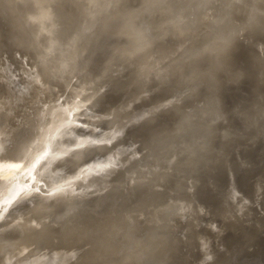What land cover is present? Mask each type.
Returning a JSON list of instances; mask_svg holds the SVG:
<instances>
[{"label":"rangeland","instance_id":"1","mask_svg":"<svg viewBox=\"0 0 264 264\" xmlns=\"http://www.w3.org/2000/svg\"><path fill=\"white\" fill-rule=\"evenodd\" d=\"M12 1H0V7L3 5L7 7L5 4L8 3L10 5L8 7L16 6L13 8L18 9L17 12L19 13L18 15L15 10L13 15H16V18H14L13 15L10 16L13 8L7 7L1 10L3 12L0 11L2 18H0V34L3 30L0 35V52H2L0 54L2 61L0 64V101H2L0 103V138H4L7 144V148L0 151V155H11L14 147L20 145L23 134L28 131L30 125L28 121L30 120L23 113L28 107L33 83L37 90L47 91L48 82V91L54 99L68 100V102L62 103L63 108H65V112H68V117L75 127H78L80 121H85L86 124L111 121L113 114L124 108V97L128 96L130 92L141 91L134 84H127L128 80L139 74L144 75V77L147 76L148 80H153L150 82V87H154L158 75L163 78L166 84L163 90L168 95L163 98L164 100H176L178 103L188 100V102L180 105V108L185 110L182 112L178 110L173 115L167 113L169 108L160 109V107L158 110L148 107L144 112L143 119L138 121L139 124L133 121L125 122L122 127L124 134L117 137L112 146L115 147L117 144L124 146L131 143L133 144L132 147L121 156L120 160H117V167L108 169L104 175L97 174L91 178L104 179L102 183L83 188L82 193L76 192L74 196L66 199L47 196V191H52L54 188L65 184V181L77 183L82 171L78 167V162L71 163V167H66L65 158L62 156L61 160L58 159L44 167V171L31 186L32 190L23 200L24 202H14L0 211V247H2L0 254L3 255L1 257L5 258L4 254H8L10 250L11 253L14 250L17 252L10 253V256H15V260H13L14 257L7 259L9 256L7 255L4 260L9 262L11 258V262L6 261L5 263L4 261V264H13L12 262H15L22 252L24 255H20L18 261L23 263L16 261L19 264H26L27 262V264H34V262L37 264L39 261L37 259H41L38 264L43 262H45L43 264H47L50 261L49 264H264V0H180L181 2L177 0L176 2L181 4L180 7H183L181 9L176 5L177 3L172 4L175 0H168L169 2L163 0L162 3L158 0H144V2L123 0L124 3L127 2L125 3L126 6L124 3V6L121 4L122 0H119L120 2L118 1L115 5L114 1L117 2V0H114L115 4L113 2L110 4L112 7L114 5L115 7H126L127 9L124 8L126 13H128V9H132L126 16L140 6L142 10L137 12L138 15L136 14V16H141L133 18V22L136 21V18L140 20L135 24H131L133 19H128L132 16L123 18L125 17L122 14L125 12V10L122 11L123 7L116 10L110 5H108L110 8L104 6L106 0L104 2H102L103 0H95L99 4L93 0L90 2L93 4L88 3L90 0H57L56 2L55 0H39L42 3H39L38 0ZM45 1L46 3H44ZM111 1L107 0L106 3ZM146 1L150 2V5ZM47 2L48 5H46ZM164 2L175 7L170 6L171 8H169L170 4L167 6ZM102 3L104 4L101 6ZM119 3L121 5H118ZM42 5L50 11L46 19L45 16L43 17L45 21L51 18L49 23L48 21L43 22L41 19L42 16L40 15L45 11ZM98 6L101 9L104 7L103 10L100 9L102 12L108 9L107 12L103 13L104 17L103 14H100L101 11L98 12ZM92 7H96V11ZM144 7L149 10H145ZM161 7L163 8L161 9ZM155 8L160 10H155ZM4 11H6L5 14ZM93 11L94 16L96 15V18L93 16L94 20L97 19V15H100L102 20L100 22L97 20L96 25L94 24L95 21L93 22L94 25L91 23L93 29L91 26H87L91 28L90 31L89 29L86 30L87 27H82L81 30L77 21H84L85 23L87 19L88 21L92 20L93 17L92 19L90 17ZM8 12L10 15L4 16ZM58 12L60 14H55ZM96 12L98 13L95 14ZM62 13L63 16H61ZM87 13L90 14V17ZM155 13L159 14L158 17ZM153 14L156 19L151 16ZM35 15L40 16L41 23H46L44 27ZM34 16L36 22L35 20L32 21ZM66 16L68 17L66 18ZM150 16L153 19L151 22ZM62 20L65 24L62 23ZM21 21L24 22L23 25H21ZM14 22L18 24L13 25ZM1 23H5L3 24L5 26H2ZM125 23L126 25H124ZM141 23H144L145 27H142ZM133 24L137 30L132 27ZM8 25L11 27L8 28ZM65 25L67 26L65 27ZM70 25H76L79 28L74 32L76 27L72 29ZM38 26L40 28H36ZM14 27L18 29L14 30ZM128 27L130 28L128 29ZM44 28L47 29L44 30ZM141 28L144 30L140 33ZM4 29L6 30L4 31ZM35 29H43L42 32L44 31L45 34L46 31V35L42 37L41 30V34L36 30L41 36L39 38ZM18 30H22L23 33ZM28 30V39L29 34L32 35L29 40L25 36ZM47 30L52 33L49 34ZM84 30L87 32H83ZM154 30L156 31L154 32ZM14 31L20 34L16 32L14 35ZM6 32L10 38L5 34ZM73 33L81 37L77 38L78 36ZM61 34H64L62 35L64 40L59 37ZM18 35H24L23 37L27 40H23V37L20 36L22 41L17 39ZM12 37H14L13 40ZM42 38L45 40L41 41ZM69 39L71 40L69 41ZM15 40L22 44L26 40L25 43L30 41L32 44L30 42L27 45L20 44L24 51L18 50L20 47ZM9 41L14 43L11 44ZM40 41L41 44H38ZM46 41H48L46 45L50 43V47L47 45L49 48H46L47 46L44 44ZM3 42L4 44L9 43V45L2 46ZM51 42L59 45L57 44L55 47L56 45ZM28 44H31L29 46H33V48L35 47L37 51L27 47ZM11 45H14L16 49H13L15 47ZM52 46L54 48H51ZM1 47L4 48L1 49ZM26 48H29L28 51L31 50L29 53L32 55L28 53ZM44 49L48 51L53 49L54 53ZM35 53L43 56H37ZM235 59H237L236 62L233 61ZM190 66L196 68H193L192 72L195 71L197 75L200 72L204 73L205 69L210 72L203 74L202 77H200V73V76L196 77L197 79L195 77L193 78L194 81L191 79L194 84L189 80L190 84L185 85V82H182L183 75ZM10 69L16 70L18 73L11 72ZM200 78L204 80L202 81ZM247 80L249 84L246 83ZM37 81L40 83L37 84ZM196 81L200 83H196ZM213 81L215 82L213 83ZM250 82L254 84L252 85ZM222 83L227 85L224 86ZM184 86L187 88H183ZM218 88H221V91ZM206 91L207 93H205ZM208 91L212 93L210 94L213 97L209 96ZM219 91L222 93L221 96L218 94ZM226 96L225 100L222 99ZM140 97L142 96L137 95L131 99L138 101ZM228 97H231L230 104L227 102ZM238 99L240 101L237 102ZM84 100L86 103L82 102ZM202 100L207 106L206 110L204 107H200ZM221 101L224 102L223 107L228 103L230 108L228 106L223 108ZM236 103L237 105H235ZM230 105L235 108L231 109ZM89 107L96 115L82 116L81 112ZM239 109L240 111H238ZM153 111H156L155 114L150 116V112ZM235 111L238 112L237 115ZM187 113L188 117L185 116ZM230 113L231 116L233 114L232 117ZM250 114L254 117L253 119ZM173 116L178 119L179 128H186L184 132L189 128L196 127L197 130L194 132L198 135L197 139L199 140L193 144L181 141L179 152L170 156L165 157L166 154L162 151L155 152L154 155L150 156L152 160L160 156L165 158L152 167L149 163L150 160H148L151 158L146 157L145 154L144 149L147 146L144 140L150 138L152 130L157 127V124L171 121ZM182 116L188 119L184 125L180 124ZM245 116L247 117L245 118ZM234 117H236L235 122ZM58 120H62V117H58ZM221 120L223 121L221 122ZM220 129L226 131L223 130V132ZM66 144L69 145L67 150H71L77 142L65 140L63 145L66 146ZM106 146L110 148L108 143ZM210 148L211 150H209ZM131 158L132 163L129 161ZM157 159L152 163H155ZM58 161H62V163L60 164ZM58 163L59 166L53 165ZM130 163L134 167L130 166ZM128 170L131 171L130 177L135 180L133 184L135 186V183L138 184L137 187L127 189L126 192L115 191L110 188L100 192L99 186L102 184L116 179H122L121 182L127 181L129 176L126 171ZM36 187H41L40 193L33 191ZM6 236L10 239L9 241L6 240L8 239ZM12 241L18 245L14 242L11 243ZM53 241L61 242L57 245ZM5 243L7 244L5 245ZM47 243L48 246L50 243V246L53 244V247L48 248L52 250L56 248L59 251L55 249V253H51V250V256H47L50 249L48 252L46 250V253L43 250V248H47ZM1 244L3 245L1 246ZM8 244L12 245L7 247ZM38 244L43 246L41 256L44 257L40 258L34 255L37 251V253L40 252ZM60 244L61 247H58ZM16 245L21 252H18ZM68 245L71 246L66 247ZM11 246H14L15 249L12 250ZM5 247L8 248V253L7 248L3 249ZM33 247L38 250L36 251ZM65 247L69 251L72 249L71 247H75V251L69 252L67 249L65 250ZM2 249L6 253L4 251L3 253ZM26 254L31 255L33 260L37 259L35 261L29 259V261L28 258L30 257ZM86 256L92 260H88ZM20 258L24 259L21 260ZM0 260L3 264V260Z\"/></svg>","mask_w":264,"mask_h":264},{"label":"bare ground","instance_id":"2","mask_svg":"<svg viewBox=\"0 0 264 264\" xmlns=\"http://www.w3.org/2000/svg\"><path fill=\"white\" fill-rule=\"evenodd\" d=\"M1 1V0H0ZM12 1V0H11ZM22 1V0H21ZM49 1V0H48ZM57 0H55V2H56ZM93 1H95V0H93ZM101 1V0H100ZM107 1V0H106ZM106 1L104 2V0L102 1V2H104L105 3V5L104 6H108V5H110L114 0H112L110 3H106ZM108 1H110V0H108ZM118 1L119 0H117V2L116 1H114L113 3L115 4V5H117V3H118ZM130 1V0H129ZM128 1V2H129ZM141 1H143L144 2V0H136V2H141ZM154 1V0H153ZM161 1V3L163 2V0H158V2H160ZM166 1V0H165ZM168 1V0H167ZM177 0H175V1H173L172 2V4L175 2V4L177 3L176 2ZM180 1V0H179ZM184 1V0H183ZM182 1V2H183ZM189 1V0H188ZM3 2V1H2ZM1 2V5L3 4ZM6 2H8V0H6ZM10 2V1H9ZM13 2V1H12ZM12 2H11V5H12ZM38 2H39V0H38ZM41 2V1H40ZM39 2V3H40ZM87 2V1H86ZM91 2V0L90 1H88V3H90ZM96 2V4H99V2H97V1H95ZM95 2H94V6H95ZM120 2V1H119ZM147 2V1H146ZM152 2V1H151ZM158 2H156V3H158ZM169 2V1H168ZM181 2V1H180ZM14 3H16V1H14ZM13 3V4H14ZM35 4H36V2H34ZM38 3V4H39ZM42 3V2H41ZM44 3H46V1L44 2ZM104 3H102L101 4V6L104 4ZM112 3V4H113ZM123 0H122V5H123ZM125 3H127V2H125ZM125 3H124V5H125ZM148 3V2H147ZM150 3V2H149ZM148 3V4H149ZM165 3V2H164ZM33 4V3H32ZM50 4V3H49ZM90 4H93V2L92 3H90ZM89 4V5H90ZM120 3L118 4V5H121ZM143 4V3H142ZM166 5L167 4H170V3H165ZM164 4V5H165ZM216 4V3H215ZM18 5V4H17ZM46 5H48V2H47V4ZM88 5V4H87ZM115 5L113 6L114 8H116V10H118L117 8H119V7H123V6H119V7H115ZM129 5V4H128ZM150 5V4H149ZM154 5H156L155 3H154ZM159 5V4H158ZM160 5H162V4H160ZM176 5H178L179 7H180V5L181 4H176ZM182 5H183V3H182ZM5 6H10V5H8V3H7V5L5 4ZM39 6H40V4H39ZM43 6V5H42ZM111 6V5H110ZM126 6V5H125ZM152 6H153V4H152ZM151 6V7H152ZM157 6V5H156ZM168 6V5H167ZM170 6H172V7H175V6H173V5H169L168 7L169 8H171ZM7 7H4V5H3V7H0L1 9H0V11L3 9L4 10V8L6 9ZM13 7H16V6H14L13 5ZM13 7H8V8H10V9H12ZM44 8H45V6H43ZM83 7H85V6H83ZM97 7V6H96ZM96 7L94 8V7H92L93 9H95L94 11H96ZM99 7V11L98 12H100L101 10H103L104 9V7L101 9L100 8V6H98ZM109 7V6H108ZM112 7V6H111ZM112 7V8H113ZM129 7V6H128ZM155 7V6H154ZM153 7V8H154ZM177 7V6H176ZM110 8V7H109ZM127 9L126 7H123L122 8V11H124L125 9ZM159 8V7H158ZM158 8H155V10L156 9H158ZM163 7H161V9H162ZM178 8V7H177ZM181 8H183L182 6L179 8V9H181ZM9 9V10H10ZM13 9H14V11H13ZM12 9V13H11V15H10V13L8 12V13H6V15H4L5 14V12L6 11H4V16H7V14L8 15H10L11 17H12V15H13V12H14V14H15V10H16V12H17V10L18 9H15V8H13ZM39 9L41 10V7H39ZM43 9V8H42ZM48 9H50V7H48ZM86 9V8H85ZM85 9H84V11H85ZM101 9V10H100ZM144 9H145V7H144ZM148 9V8H147ZM147 9H145V10H147ZM173 9V8H172ZM8 10V11H9ZM39 10V11H40ZM98 10V9H97ZM108 10V9H107ZM107 10H105L106 12H107ZM129 11H128V13H126L127 11L125 10V12L124 13H122L125 17H123V18H127L128 16H132V18L131 17H129L128 19H133V18H135V17H137L136 16V14H137V12L139 13L142 9L140 8V6H139V8H137V9H135V10H133V12H131V14L130 15H127L126 16V14H129V12L130 11H132V9L130 10V9H128ZM149 10V9H148ZM154 10V12H157V11H155ZM158 10H160V9H158ZM164 10V9H163ZM174 10V9H173ZM178 9H176V11H177ZM11 11V10H10ZM45 11H47V12H45ZM45 11H44V13H47L46 15H42V14H44V13H42L41 14V12H43L42 10H41V12H40V16H42V20H43V17L46 19L47 18V15H48V13L50 12V11H48V10H46V8H45ZM59 11H60V9H59ZM80 11V10H79ZM87 11H88V9H87ZM94 11L92 12V16L90 17L89 15L90 14H88L87 13V15L92 19V17L94 16ZM105 11H101V15L105 12ZM110 11H112V10H110ZM151 12H152V9L150 10ZM181 11V10H180ZM1 12H3V11H1ZM86 12V11H85ZM98 12H96L95 14H97ZM109 12V11H108ZM120 12H121V10H120ZM149 12V11H148ZM159 12V11H158ZM162 12H164V11H162ZM173 12V11H172ZM178 12H179V10H178ZM182 12V11H181ZM18 13V12H17ZM37 13H38V10H37ZM53 13V12H52ZM84 13V12H83ZM90 13V12H89ZM145 13V12H144ZM150 13V12H149ZM169 13V12H168ZM28 14V13H27ZM39 14V13H38ZM50 14V13H49ZM55 14H60L59 12L58 13H55ZM68 14V13H67ZM80 14V13H79ZM85 14V13H84ZM107 14V13H106ZM156 14V13H155ZM165 14H167V13H165ZM1 15V14H0ZM2 15V17L4 18V19H6L4 16ZM18 15H19V13H18ZM25 15V14H24ZM32 16H33V13L31 14ZM73 15V14H72ZM75 15V14H74ZM78 15V14H77ZM86 15V17H88ZM123 15H121V16H123ZM138 15V14H137ZM157 16L156 17H158V15L159 14H156ZM14 16V18H16L15 16L16 15H13ZM28 16V15H27ZM30 16V15H29ZM36 16V15H35ZM35 16H34V18H33V20L32 21H34L35 20ZM40 16H36L37 18H38V20H39V17ZM51 16V15H50ZM57 17L59 16V15H56ZM55 16V17H56ZM61 16H63V13H62V15ZM96 16V15H95ZM94 16V17H95ZM103 17H104V14L102 15ZM109 16V15H108ZM113 16H114V14H113ZM121 16H120V18H121ZM141 16V15H140ZM140 16H138V17H140ZM143 16V15H142ZM152 17L154 16L155 17V15L153 14V15H151ZM151 16H150V18H151ZM162 16V15H161ZM164 16V15H163ZM19 17V16H18ZM53 17V16H52ZM68 16H66V18H67ZM83 17V16H82ZM93 17V19L92 20H89L88 21V19H87V22H85L84 23V21H77L78 23H79V26H81V30H82V27H89V26H91V23H92V25H96V23H97V20H99V22L102 20L101 19V16L100 15H97V19L96 20H94L95 18ZM114 17H116V15L114 16ZM137 17V18H138ZM149 17V16H148ZM153 17V18H154ZM156 17L154 18V19H156ZM205 17V16H204ZM0 18H1V16H0ZM14 18H12V19H14ZM25 18V17H24ZM65 18V19H66ZM77 18V17H76ZM75 18V19H76ZM81 18V17H80ZM79 18V19H80ZM120 18H119V22L121 21L120 20ZM137 18H136V21L135 22H137V21H139L140 19H138L137 20ZM163 18V17H162ZM165 18V17H164ZM2 19V18H1ZM0 19V20H1ZM8 19V18H7ZM20 19V18H19ZM18 19V20H19ZM28 19H30V18H28ZM31 19H32V17H31ZM30 19V20H31ZM40 19V20H41ZM51 18H49V20H50ZM60 19H61V17H60ZM63 19V18H62ZM71 19V18H70ZM83 19H85V18H83ZM104 19V18H103ZM115 19V18H114ZM122 19V18H121ZM25 20H26V18H25ZM39 20V21H40ZM49 20L47 19L46 21H48V23H49ZM109 20V19H108ZM151 20H153L152 18L150 19V22H151ZM168 20V19H167ZM166 20V21H167ZM15 21V20H14ZM16 21H17V19H16ZM39 21H37L38 23H39ZM45 20H43V22H46ZM53 21H55V20H53ZM57 21V20H56ZM63 22L62 23H64V20H62ZM67 21L69 22V20L67 19ZM67 21H65L66 23H67ZM86 21V20H85ZM95 21V22H94ZM126 21H127V19H126ZM134 21V19L132 20V22H131V24L132 23H134L135 24V22H133ZM155 21V20H154ZM159 21V20H158ZM163 21H165V20H163ZM1 22V21H0ZM3 22V21H2ZM6 22V21H5ZM11 22V21H10ZM22 22V24L21 25H23V21H21ZM35 22H36V20H35ZM34 22V23H35ZM42 21H40V23H41ZM58 22V21H57ZM76 22V21H75ZM93 22H94V24H93ZM105 22V21H104ZM111 22V21H110ZM118 22V21H117ZM128 22V21H127ZM146 22H149V21H147L146 20ZM159 22H161V20L159 21ZM7 23V22H6ZM12 23V22H11ZM17 23V22H16ZM15 22L13 23V25L14 24H16ZM30 23H31V21H30ZM72 23H74V22H72ZM128 23H130V22H128ZM139 23V22H138ZM168 23V22H167ZM2 24V23H1ZM3 24H5V23H3ZM2 24V26H5V25H3ZM18 24V23H17ZM42 25H43V27H44V25L46 24V23H41ZM41 24H39V26L42 28V26H41ZM65 24V23H64ZM134 24H133V28L135 29V30H137L136 28H135V26H134ZM142 24V23H141ZM144 24V23H143ZM142 24V27H145L144 25ZM164 24V23H163ZM25 25V24H24ZM30 25V24H29ZM34 25H36V23L34 24ZM53 25V24H52ZM52 25H50V26H52ZM59 25V24H58ZM62 26H63V24H61ZM68 26H69V24H67ZM67 25H65V27L67 26ZM124 25H126V23L124 24ZM137 25H139V24H137ZM146 25H147V23H146ZM153 25V24H152ZM156 25V24H155ZM36 27V28H40V27ZM54 26H56L55 24H54ZM60 26V25H59ZM70 26H72V29H74L75 27V30H74V32L75 31H77L76 29H78L79 28V26L77 27L76 25L75 26H73V25H70ZM148 26V25H147ZM149 26H151L150 24H149ZM158 26V25H157ZM1 27V26H0ZM11 27V26H10ZM9 27V25H8V28H10ZM13 27V26H12ZM30 27V26H29ZM47 28L49 27V26H46ZM74 27V28H73ZM86 28V30L87 29H89V31L91 30V28ZM92 27V29H93V26H91ZM165 28H166V26H164ZM174 27V26H173ZM3 28H5V27H3ZM19 28H20V26H19ZM24 28H25V26H24ZM46 28V29H47ZM51 28V27H50ZM54 28H56V27H54ZM53 28V29H54ZM60 28V27H59ZM70 29H71V27H69ZM121 28V27H120ZM130 27H128V29H129ZM133 28H131V29H133ZM138 28V27H137ZM18 29V28H17ZM16 29V27H14V30H17ZM21 29H23V28H21ZM28 29V28H27ZM26 29V30H27ZM45 28H44V30H46ZM52 29V28H51ZM58 29V28H57ZM64 29V28H63ZM67 29H68V27H67ZM125 29V28H124ZM123 29V30H124ZM6 29H4V31H5ZM23 30H25V29H23ZM37 29H35V31H36ZM41 30V29H40ZM40 30H37L39 33H40ZM43 30V29H42ZM42 30H41V32H42ZM50 30V29H49ZM80 30V29H79ZM78 30V31H79ZM86 30H84L83 32H85ZM135 30H133V31H135ZM144 30V29H143ZM143 30H142V28H141V31L139 30V32L141 33V32H143ZM1 31V30H0ZM19 31V30H18ZM22 31V30H21ZM21 31H19L20 33H23V32H21ZM36 31V32H37ZM48 31V30H47ZM53 32H55V30H52ZM67 31V30H66ZM68 31H70L69 29H68ZM127 31V30H126ZM156 30H154V32H155ZM2 32H3V30H2ZM2 32H1V34H2ZM17 31H14V35H15V33H16ZM26 32V31H25ZM24 32V34H26ZM28 32H29V30L27 31V34L25 35V36H27L28 35ZM38 32L36 33L37 35H38V37L40 38L41 36L38 34ZM44 32V31H43ZM42 32V34H43V36L42 37H44V35H46V31H45V34ZM49 32V34H51L52 32H50V31H48ZM87 32V31H86ZM132 32V31H131ZM139 32H137V33H139ZM168 32V31H167ZM18 33V32H17ZM20 33H18V34H20ZM57 33H58V31H57ZM62 33H63V31H62ZM66 33V32H65ZM68 33H70V34H72L71 32H68ZM82 33V32H81ZM128 33V32H127ZM126 33V34H127ZM130 33V32H129ZM0 34V35H1ZM5 34H7V36H8V33L6 32ZM4 34V35H5ZM41 34V33H40ZM48 34V33H47ZM54 34V33H53ZM52 34V35H53ZM59 34H60V32H59ZM73 34H76V33H73ZM134 34V33H133ZM56 35V34H55ZM54 35V36H55ZM62 35H64V34H61V36H59V37H61V38H63V36ZM68 35V34H67ZM77 35V34H76ZM75 35V37H77ZM79 35H80V33H79ZM87 35H89V34H87ZM136 35V34H135ZM17 36V35H16ZM16 36H15V39H16ZM19 36L20 35H18V37H17V39H21V38H19ZM24 35H21L20 37H23ZM30 36H32V35H30L29 34V39H30ZM51 36V35H50ZM57 36V35H56ZM55 36V37H56ZM69 36V35H68ZM68 36H67V38H68ZM130 36V35H129ZM156 36V35H155ZM2 37H3V35H2ZM1 37V38H2ZM9 38H10V36H8ZM38 37H37V39H38ZM47 37V36H46ZM53 37V36H52ZM66 37V36H65ZM74 37V36H73ZM79 37H81V36H78L77 38H79ZM83 37V36H82ZM123 37V36H122ZM140 37H141V35H140ZM5 38H7V37H5ZM13 38L14 37H12V40H13ZM27 39H28V36L26 37ZM26 38H24L23 37V40L24 39H26ZM31 38H33V37H31ZM4 39V38H3ZM2 39V40H3ZM26 39V40H27ZM28 39V40H29ZM47 39H48V37H47ZM53 39V38H52ZM60 39V38H59ZM65 38H63V40H64ZM72 39V38H71ZM71 39H69V41L71 40ZM82 39V38H81ZM157 39V38H156ZM5 40H7V39H5ZM8 40H10V39H8ZM26 40H25V42H26ZM45 39H41V41H44ZM54 40H57V38L55 39L54 38ZM78 40V39H77ZM16 41V40H15ZM18 41V40H17ZM16 41V42H17ZM21 41H22V39H21ZM41 41H40V43L38 42V44H41ZM48 41H49V39H48ZM48 41H46L44 44L46 45V43L48 42ZM50 41H51V37H50ZM53 41V40H52ZM60 41V40H59ZM58 41V42H59ZM68 41V42H69ZM74 41V40H73ZM1 42V41H0ZM4 42H6V41H4ZM4 42H3V44H2V46L3 45H6V44H8L9 45V43H6V44H4ZM9 42H11V41H9ZM13 42V41H12ZM12 42H11V44H12ZM20 42V41H19ZM25 42H23V44H25V45H27V43H29V42H27V43H25ZM63 42V41H62ZM65 42V41H64ZM80 42V41H79ZM157 42V41H156ZM14 43V42H13ZM18 43V42H17ZM31 44H32V42H30ZM35 42L33 41V44H34ZM51 43H53V42H51ZM1 44V43H0ZM20 44H22V43H18V47H20V49L18 48V50H23L24 51V49H22L23 47L20 45ZM22 44V45H23ZM31 44H28V46L27 47H31V46H29V45H31ZM37 44V45H38ZM43 44V45H44ZM53 44H55V43H53ZM58 44V43H57ZM57 44H55L56 46L55 47H57ZM60 44H61V41H60ZM84 44V43H83ZM151 44V43H150ZM165 44V43H164ZM7 45V46H8ZM17 44H15V46H16ZM44 45V46H45ZM48 45V44H47ZM46 45V46H47ZM59 45V44H58ZM62 45H67V44H62ZM69 45H71V44H69ZM75 45V44H74ZM12 46V45H11ZM14 45L12 46V47H15ZM49 47H50V43H49V45H48ZM46 47V48H49V47ZM64 46V47H65ZM166 46V45H165ZM17 47V46H16ZM16 47L15 48H13V49H16ZM22 47V48H21ZM25 47V46H24ZM37 47V46H36ZM42 47V46H41ZM59 47V46H58ZM68 47H71V46H68ZM73 47V46H72ZM4 48V47H3ZM2 47H1V49H3ZM9 48V47H8ZM8 48H5V49H8ZM11 48V47H10ZM9 48V49H10ZM32 49L31 50H36V48L34 47L33 48V46L31 47ZM40 48V47H39ZM43 48V47H42ZM45 48V47H44ZM51 48H54L53 46L51 47ZM63 48V47H62ZM8 49V50H9ZM27 49H29V48H26V50ZM56 49V48H55ZM54 49V50H55ZM77 49H78V46H77ZM12 50V49H11ZM31 50H29L30 51V53H31ZM44 50H46V49H44ZM52 51H53V49H51ZM56 50H58V49H56ZM56 50H55V52H56ZM60 50V49H59ZM62 50V49H61ZM60 50V51H61ZM70 50V49H69ZM116 50V49H115ZM7 51V50H6ZM28 51V50H27ZM29 51H28V53H29ZM37 51V50H36ZM46 51H48V50H46ZM50 51V50H49ZM48 51V52H49ZM52 51H50V52H52ZM60 51H58V52H60ZM77 51V50H76ZM7 52H10V51H7ZM43 52H45V51H43ZM47 52V53H48ZM68 52V51H67ZM157 52V51H156ZM2 52H0V54H1ZM3 53H6L5 51H3ZM11 53H12V51H11ZM21 53V52H20ZM25 53H26V51H25ZM28 53H26L27 55H28ZM29 53V54H30ZM41 53H42V51H41ZM53 53H54V51H53ZM63 53V52H62ZM160 53V52H159ZM14 54H16L15 53V51H14ZM14 54H12V55H14ZM17 54H19V53H17ZM24 54V53H23ZM33 54H34V52H33ZM50 54V53H49ZM8 55V54H7ZM30 55H32V54H30ZM30 55H29V58H30ZM35 55H37V53H35ZM38 55H41V54H38ZM37 55V56H38ZM48 55V54H47ZM59 55V54H58ZM62 55V54H61ZM85 55V54H84ZM3 56V55H2ZM9 56V55H8ZM23 56H25V55H23ZM41 56H43V55H41ZM53 56V55H52ZM51 56V57H52ZM67 56H69V55H67ZM17 57H20V56H17ZM36 57V56H35ZM59 57V56H58ZM12 58H13V56H12ZM25 58V57H24ZM26 58H28V57H26ZM41 58V57H40ZM46 58H47V56H46ZM64 58V57H63ZM222 58V57H221ZM42 59V58H41ZM48 59V58H47ZM180 59H182V58H180ZM3 60V59H2ZM7 60H9V59H7ZM17 60H18V58H17ZM1 61V60H0ZM30 61V60H29ZM28 61V62H29ZM170 61V60H169ZM197 61V60H196ZM234 62H236L237 61V59H235V60H233ZM12 62V61H11ZM14 62V61H13ZM19 62H21L20 60H19ZM38 62H39V60H38ZM42 62H43V59H42ZM60 62H62V61H60ZM193 62V61H192ZM31 63V62H30ZM55 63V62H54ZM194 63V62H193ZM4 64V63H3ZM12 64V63H11ZM14 64V63H13ZM38 64H41V63H38ZM5 65H6V62H5ZM9 65V64H8ZM30 65V64H29ZM3 66V65H2ZM38 66H40V65H38ZM7 67V66H6ZM10 67H12V66H10ZM15 68H17V67H15ZM174 68V67H173ZM193 68H195L194 66H190L189 67V69L184 73V75H183V81L182 82H185L184 84L185 85H188V83H189V80L191 81V79H192V81H194V77H195V79H197L196 77L201 73H199L198 75H197V73L195 74V71L194 72H192V69ZM4 68L2 67V70H3ZM12 69V68H11ZM10 69V70H11ZM196 69V68H195ZM40 70V69H39ZM211 70V69H210ZM227 70V69H226ZM1 71V70H0ZM12 71H14V70H11V72ZM72 71H73V69H72ZM207 71V72H206ZM212 71V70H211ZM10 72V71H9ZM14 72H16V70L14 71ZM14 72H13V74H14ZM208 72H210V71H208L207 69H205V71H204V73H201L199 76L200 77H202V75L203 74H206V73H208ZM229 72V71H228ZM231 72V71H230ZM236 72V71H235ZM18 73V71L16 72V74ZM20 73H21V71H20ZM19 73V74H20ZM211 73H213V72H211ZM233 73H234V70H233ZM8 74H10V73H8ZM12 74V73H11ZM209 74V73H208ZM208 74H207V76H208ZM228 74V73H227ZM6 75V74H5ZM216 75V74H215ZM11 76V75H10ZM20 76V75H19ZM105 76H108V75H105ZM204 76V75H203ZM210 76V75H209ZM222 76V75H221ZM230 76V75H229ZM8 77V76H7ZM14 77V76H13ZM158 78L155 80V83H154V87L152 86V87H150V82L151 81H153V80H148L149 78L146 76V77H144V75H142V74H139L138 76H135V77H133L131 80H128V82H127V84H134L135 86H137L141 91H134V92H130L129 93V95L128 96H125L124 97V100H123V103H125V106H124V108H122L121 110H118L117 112H115L114 114H113V118H112V120L111 121H104V122H102V123H100V124H96V123H90V124H86L85 126L88 128V129H90L91 131H90V133H85V132H83V131H81L80 132V135H79V138L76 140V142H77V144H76V146L73 148V149H71V150H67V147L69 146L68 144H66V146L65 145H63V143H64V141H65V139H61V134L62 133H70V132H73V131H76L77 130V127H75V125L74 124H72V122H71V120H70V117H68V112H65V108H63V104H57L56 103V101H57V99L55 98L54 99V97H52L51 95H50V93H49V91H48V89H49V86H48V82H47V86H46V90L47 91H43V89L42 90H37V87H36V85H34V83L32 84V95L30 96V98H29V101H28V107L24 110V113H23V115L24 116H26L30 121H28L29 122V127H28V131L26 132V133H24L23 134V136L21 137L22 138V141L20 142V145H18V146H16V147H14V149H13V152H12V154L11 155H18L19 157H20V159H17L16 161H3V162H1L0 163V211H2V209H4L5 207H7V206H10V205H12L14 202H18V201H20V200H24L26 197H27V195L28 194H30V192H31V186L37 181V178L38 177H40V174H42V171H44L43 169H44V167H46L48 164H52L53 162H55L56 160H61L62 159V156H63V158H65L64 160H70L71 161V163H77L78 162V167L80 168V170H82L81 171V174L79 175L80 176V178L78 179V181H77V183H71L70 182V184L69 185H66L65 186V191L63 192V193H58L57 194V196L56 197H54V198H57V199H66V198H70V197H72V196H74V194L76 193V192H78V193H82V191H84L83 190V188H89L90 186L91 187H93L94 185H99L100 183H102L103 181H104V179L102 180V179H91V178H93V177H95L96 175H97V173L96 172H93V164H89V163H87L86 161H88L89 159H92V158H95L94 159V161L93 162H95L96 160H99L100 159V156L98 155V153H103L105 156H110V157H112V158H115V157H117L118 158V160H120V158H121V156H123L124 154H125V152H128L129 151V146H130V148L132 147V145L133 144H131V143H129V144H126V145H122V144H117L115 147H113L112 146V149L111 148H108L107 146H106V143L108 142V141H111V140H113V132L114 131H116V132H119L120 133V135H123L124 134V132H123V129H122V127H123V125L125 124V122L127 123V122H129V121H133V122H136V123H138V121L140 122L141 120H137L136 119V116H137V114H143L144 115V112L146 111V109L148 108V107H151V108H155V109H158V108H160V109H165V108H169V110L167 111V113H169V114H171V115H173V113L174 112H177L178 110L179 111H183V110H185V109H183V108H180V105L181 104H185V103H187L188 102V100L187 101H184V102H182V103H178V101H176V100H169V101H166V100H164L163 98L164 97H166V96H168V95H166L165 94V91L163 90L165 87H166V84H165V82H164V80H163V78H161L159 75L157 76ZM206 77V76H205ZM204 77V78H205ZM223 77V76H222ZM210 78V77H209ZM216 78V77H215ZM218 78V77H217ZM245 79H246V77H244ZM254 78V77H253ZM20 79V78H19ZM201 79V78H200ZM208 79V78H207ZM211 79V78H210ZM229 79V78H228ZM247 79H248V77H247ZM251 79V78H250ZM255 79V78H254ZM254 79H252V80H254ZM259 79V78H258ZM8 80V79H7ZM199 80V79H198ZM202 81L204 80L203 78L201 79ZM222 80V79H221ZM224 80H225V78H224ZM4 81V80H3ZM191 81V83H193ZM207 81V80H206ZM227 78H226V83H227ZM10 82H12V81H10ZM78 82V81H77ZM131 82H133V83H131ZM210 83H211V81H209ZM215 81H213V83H214ZM217 82H218V80H217ZM255 82V81H254ZM258 82V81H257ZM8 83V82H7ZM196 83H200V82H198V81H196ZM202 83V82H201ZM219 83V82H218ZM229 83V82H228ZM246 83H248V80H247V82ZM250 83H252V82H250ZM190 84V83H189ZM194 84V83H193ZM223 84V83H222ZM249 84V83H248ZM254 83H252V85H253ZM6 85V84H5ZM95 85V84H94ZM224 85V84H223ZM225 85H227V84H225ZM224 85V86H225ZM257 85V84H256ZM7 86V85H6ZM206 86V85H205ZM207 86H208V84H207ZM206 86V87H207ZM247 86V85H246ZM245 86V87H246ZM263 86V85H262ZM205 87V88H206ZM216 88H217V86H215ZM6 88V87H5ZM12 88V87H11ZM183 88H187V86H184ZM248 88V87H247ZM202 89V88H201ZM209 89H210V87H209ZM221 89V88H220ZM219 88H218V90H220ZM228 89V88H227ZM235 89H237V88H235ZM239 89V88H238ZM249 89V88H248ZM252 89V88H251ZM264 89V88H263ZM210 91V90H209ZM209 91H208V93H209ZM214 91H215V89H214ZM221 91V90H220ZM219 91V92H220ZM223 91V90H222ZM225 91V90H224ZM227 91H229V90H227ZM230 91H231V89H230ZM236 91H238V90H236ZM251 91V90H250ZM254 92V91H253ZM3 93V92H2ZM136 93V94H135ZM205 93H207V91L205 92ZM211 93V92H210ZM209 93V94H210ZM214 93V92H213ZM216 93H217V91H216ZM215 93V94H216ZM234 93V92H233ZM256 93V92H255ZM6 94V93H5ZM15 94V93H14ZM188 94V93H187ZM187 94H185V95H187ZM212 94V93H211ZM209 95V96H212L213 97V95ZM214 94V95H215ZM220 96H221V92L220 93H218ZM217 94V95H218ZM225 94H226V92H225ZM225 94H223V95H225ZM7 95V94H6ZM137 95H139V96H142V97H140L139 98V100L138 101H133L131 98L132 97H134V96H137ZM216 95V96H217ZM218 95V96H219ZM230 95V94H229ZM236 95V94H235ZM8 96H10V95H8ZM170 96V95H169ZM228 96V95H227ZM227 96L225 97V98H222V99H226L227 98ZM7 97V96H6ZM207 97V96H206ZM205 97V98H206ZM240 97V96H239ZM254 97V96H253ZM82 98V97H81ZM229 98V97H228ZM236 98H237V96H236ZM248 98V97H247ZM83 99V98H82ZM202 99V98H201ZM209 99V98H208ZM207 99V100H208ZM211 99V98H210ZM216 99V98H215ZM230 99H231V97L229 98V99H227L228 101V103L230 104ZM241 99L243 100V98L241 97ZM254 99V98H253ZM260 99V98H259ZM233 100H234V98H233ZM8 101V100H7ZM209 101V100H208ZM212 101V100H211ZM214 101V100H213ZM218 101V100H217ZM235 102H236V100H234ZM234 101H232V102H234ZM238 101H240V99H238L237 100V102ZM246 101V100H245ZM244 101V102H245ZM251 102L253 101V100H250ZM255 101H256V99H255ZM254 101V102H255ZM258 101V100H257ZM4 102V101H3ZM82 102H85V100L84 101H82ZM221 102H223V101H221ZM243 102V103H244ZM86 103V102H85ZM84 103V104H85ZM90 103V102H89ZM205 102H204V100H202L201 101V106L200 107H204V110H206L205 108L207 107L205 104H204ZM217 103V102H216ZM227 103V104H228ZM247 103V102H246ZM250 103V102H249ZM57 106H56V105ZM88 104V103H87ZM226 104V103H225ZM226 104V106H228ZM222 105V107H223V105H224V102H223V104H221ZM231 105H233V104H231ZM230 105V106H231ZM235 105H237V103L235 104ZM197 106V105H196ZM226 106H224V107H226ZM242 107H244L243 105H241ZM253 106H255V105H253ZM50 107V108H49ZM65 107H68V106H66L65 105ZM223 107V108H224ZM229 107V106H228ZM227 107V108H228ZM252 107V106H251ZM259 107V106H258ZM230 108V107H229ZM233 107L231 106V109H232ZM235 108V107H234ZM233 108V109H234ZM245 108V107H244ZM243 108V109H244ZM254 108V107H253ZM199 109V108H198ZM226 109V108H225ZM224 109V110H225ZM238 109V107L236 108V110ZM66 110H67V108H66ZM159 110V109H158ZM227 110V109H226ZM225 110V111H226ZM254 110V109H253ZM257 110V109H256ZM199 111H200V109H199ZM229 111V110H228ZM234 111V110H233ZM232 111V112H233ZM238 111H240V109L238 110ZM3 112V111H2ZM155 112L156 111H153V112H150V116H153L154 114H155ZM243 112V111H242ZM254 112V111H253ZM252 112V113H253ZM227 113V112H226ZM235 113H236V111H235ZM238 113V112H237ZM237 113H236V115H237ZM239 113H241V112H239ZM10 114V113H9ZM244 115H245V113H243ZM170 115V116H171ZM239 115V114H238ZM251 115V114H250ZM249 115V116H250ZM62 117V120H58V117ZM185 116H187L188 117V113H187V115L185 114ZM207 117H208V115H206ZM230 116H231V113H230ZM232 116H233V114H232ZM231 116V117H232ZM242 116V115H241ZM252 116V115H251ZM183 118L181 119V125H184L185 123H186V121H188V119L186 118V117H184V116H182ZM225 117V116H224ZM237 117V116H236ZM236 117H234V122H235V118ZM244 117V116H243ZM243 117H242V122H243ZM247 116H245V118H246ZM244 118V119H245ZM250 118V117H249ZM254 117L252 116V119H253ZM170 119V118H169ZM239 120V119H238ZM238 120H237V122H238ZM241 120V119H240ZM251 120V119H250ZM223 120H221V122H222ZM230 121H232V119H230ZM245 121V120H244ZM27 122V123H28ZM177 122H178V119H176L174 116L172 117V119H171V121H168V122H164L163 124H157V127L156 128H154L153 130H152V133H151V136H150V138L149 139H146V140H144V143L146 144V148L144 149L145 150V154H146V157H148V158H151L150 156H152V155H154V153L155 152H158V151H162L163 153H165L166 155H165V157L168 155V156H170V155H172V154H174V153H178L179 152V150H180V142L181 141H185V142H191L192 144H193V142H196L197 140H199V139H197V134L194 132V131H196L197 130V128L196 127H192L191 129L189 128L186 132H184L185 131V129L186 128H179V126L177 125ZM180 122V121H179ZM246 122V121H245ZM249 122V121H248ZM251 122V121H250ZM211 123V122H210ZM210 123H209V125H210ZM239 123V122H238ZM139 124V123H138ZM137 124V125H138ZM215 124V123H214ZM217 125H219L218 123H217ZM238 125V124H237ZM137 127V126H136ZM135 127V128H136ZM223 127H225L224 125H223ZM222 127V128H223ZM103 129V135H102V138L100 139V140H97V141H93L92 139H91V136H93V135H95L96 134V132L98 131V129ZM211 128V127H210ZM219 128H221V127H219ZM228 128V127H227ZM133 129V128H132ZM251 129V128H250ZM220 130H222V129H220ZM219 130V131H220ZM224 131H226L225 129H223ZM222 130V131H223ZM223 131V132H224ZM230 132V131H229ZM205 134V133H204ZM225 135H226V133H225ZM228 135V134H227ZM119 137V136H118ZM199 138V137H198ZM115 139H117V137L115 138ZM52 140H56L57 141V143L56 144H52V143H50V141H52ZM190 143V144H191ZM233 143V142H232ZM79 144V145H78ZM204 149V148H203ZM209 150H211V148L209 149ZM206 156V155H205ZM165 157H163V156H160V157H157V158H160V159H157V158H155V159H157L156 160V162L155 163H152L154 160H152V158L151 159H148V160H150L149 161V163H151V166L152 167H154V165L158 162V161H160L161 159H164ZM201 158V157H200ZM46 161L47 163H45L44 164V166L43 167H41V166H39L38 164H39V162L40 161ZM130 162L132 161V158L129 160ZM142 161V160H141ZM203 161V160H202ZM13 162H15V163H19V165H22L23 167H5V166H3L5 163H7V164H11V163H13ZM60 164L62 163V161H58ZM59 163L58 164H53L55 167L56 166H59ZM132 163V162H131ZM130 163V166H133L134 167V165H132ZM129 166V167H130ZM135 168H136V166H135ZM128 172V176H129V178L127 179V181H125V180H123V182H121L122 181V179H116V180H114V181H111V182H107L106 184H102V185H100L99 186V189H100V192H103V191H106V190H108V188H110L111 190H119L120 192H126L127 191V189L128 190H130L132 187H137V183H135L136 184V186L133 184V182L135 181L132 177H130V170H128V171H126V173ZM30 173H32V175L30 176V175H28V174H30ZM44 175V174H43ZM44 177V176H43ZM129 180V181H128ZM121 182V183H120ZM120 183V184H119ZM122 184V185H121ZM63 185H65V184H63ZM21 188H24L25 189V191H24V193H22L21 195H19V196H17L16 194H17V192L19 191V189H21ZM34 191V190H33ZM15 198V199H14ZM58 203V202H57ZM22 221V220H21ZM105 222V221H104ZM19 223H21V222H19ZM25 223V222H24ZM33 224V223H32ZM35 224H37V223H35ZM9 225H12V224H9ZM14 225V224H13ZM34 225V224H33ZM39 225V224H38ZM37 225V226H38ZM25 226V225H24ZM23 226V227H24ZM22 227V226H21ZM6 228H7V224H6ZM9 228H11V227H9ZM26 228H27V224H26ZM39 228V227H38ZM226 228V227H225ZM25 229V228H24ZM35 229V228H34ZM47 229V228H46ZM26 231H27V229H26ZM35 231V230H34ZM21 232H23V231H21ZM28 232H31V231H29L28 230ZM10 233H12V232H10ZM34 233V232H33ZM24 234V233H23ZM45 234V233H44ZM25 235H26V233H25ZM27 235H28V233H27ZM37 235V234H36ZM39 235V234H38ZM8 236V235H7ZM6 236V237H7ZM12 236V235H11ZM31 236V235H30ZM9 237V236H8ZM7 237V238H8ZM22 237V236H21ZM29 237V236H28ZM42 237H44V236H42ZM30 238V237H29ZM33 238V237H32ZM34 238H35V236H34ZM5 239V238H4ZM55 239H56V237H55ZM1 240V239H0ZM7 241H9L10 239L8 238V239H6ZM6 240H3V241H6ZM11 240H13V239H11ZM17 240H18V238H17ZM32 240V239H31ZM30 240V241H31ZM40 240V239H39ZM15 241V240H14ZM14 241H12L11 243H13ZM20 241V240H19ZM23 241V240H22ZM34 241V240H33ZM38 241V240H37ZM58 241V240H57ZM16 242V241H15ZM14 242V244H17V243H15ZM36 242V241H35ZM46 242V241H45ZM49 242H50V240H49ZM55 241H53V243H54ZM61 241H59V243H60ZM21 244H22V242H20ZM28 243V242H27ZM55 243H57V242H55ZM54 243V244H55ZM59 243H57V245L59 244ZM79 243V242H78ZM4 244V243H3ZM3 244H1V246L3 245ZM7 243H5V245H6ZM21 244H19V245H21ZM40 244H42L41 242H40ZM63 244V243H62ZM70 244V243H69ZM4 245V246H5ZM10 245H12V244H10ZM9 244L7 245V247L8 246H10ZM18 245V244H17ZM17 245H16V248H17ZM35 246L37 245V244H34ZM39 245V244H38ZM43 246H45L44 244H42ZM42 245H39V253H37L38 251V249L36 250L34 247H33V249H35L37 252V254H39V255H37L36 253H35V251H34V255H35V257L36 256H39L40 258L43 256H41V254L43 253V250H45L44 252L46 253V250H47V252H48V249H50L51 247H53V244H52V246H50L51 245V243H50V245L48 246V243H47V248L45 249V248H43V246ZM67 245V244H66ZM77 245V244H76ZM75 245V246H76ZM31 246V245H30ZM29 246V247H30ZM42 246V247H41ZM69 246H71V245H68V246H66V247H69ZM74 246V245H73ZM7 247H5V248H3V249H6ZM12 248L14 247V246H11ZM48 247H50V248H48ZM58 247H61V244H60V246H58ZM57 247V248H58ZM64 247V246H63ZM65 247V250L67 249L68 251H69V249L68 248H66ZM80 247H83V246H80ZM1 248L2 247H0V250H1ZM21 249H22V246L20 247ZM36 248H38V247H36ZM41 248H43V250L41 249ZM72 249L71 250H74L75 249V247L73 248V247H71ZM2 249V252L4 251L5 253H6V251H7V253H8V248H7V250L5 251V250H3ZM9 249H11V248H9ZM15 248H13L12 250H14ZM18 249V248H17ZM16 249V250H17ZM54 250H52V249H50L49 250V254L47 253V256L48 255H50V251H51V253H55V251L56 250H58V249H56V248H53ZM56 249V250H55ZM60 249V248H59ZM62 249H64V248H62ZM77 249L79 250V247H77ZM76 249V251H78ZM32 250V249H31ZM70 250V251H71ZM15 251V250H14ZM14 251H13V253H14ZM20 251V249H18V252ZM23 251V250H22ZM25 252H26V250H24ZM59 251V250H58ZM62 251H64V250H62ZM69 251V252H70ZM75 251V250H74ZM73 251V252H74ZM3 252V253H4ZM21 252V251H20ZM32 252V251H31ZM31 252H30V254H31ZM10 253H11V250H10V252L8 253V254H4L5 255V258H2L3 257V255H2V253L0 254V257H1V255H2V257L0 258V259H2L3 260V264H4V259H6L7 257V255H9L8 256V258L7 259H9V257H11L12 259H13V257H14V259L13 260H15V256H10ZM13 253H11V254H13ZM15 253H17L16 251H15ZM28 253V252H27ZM45 253H44V255H45ZM58 253V252H57ZM56 253V254H57ZM60 253V252H59ZM20 254V253H19ZM19 254H15V255H19ZM33 254V253H32ZM82 254H83V252H82ZM136 254V253H135ZM21 256L22 255H24L23 254V252H22V254H20ZM20 255L18 256V257H20ZM28 257H30V258H28V260L29 259H32L33 260V258L31 257V255L29 256V254H26ZM25 255V256H26ZM34 255H32V256H34ZM58 255H60V254H58ZM95 255V254H94ZM46 256V255H45ZM51 256V255H50ZM18 257H17V260L16 261H18L19 259H18ZM34 257V258H35ZM44 257V256H43ZM82 257H83V255H82ZM11 258H10V261L8 262L7 260V262L8 263H10L11 262ZM49 258V257H48ZM47 258V259H48ZM86 258H87V256H86ZM21 260H23L22 258H20ZM35 259H37V258H35ZM35 259L33 260V261H35ZM88 259V258H87ZM37 260H39V261H37V264H38V262H40V260L41 259H37ZM44 260V259H43ZM42 260V261H43ZM88 260H90V259H88ZM91 260H92V258H91ZM90 260V261H91ZM6 261H5V263H6ZM12 262L13 264L14 263H16V264H19V263H23L22 261H18L19 263H17V262ZM25 261H26V259H25ZM30 261V260H29ZM116 261V260H115ZM0 262H1V260H0ZM32 262V261H31ZM51 262V261H50ZM49 262V263H50ZM201 262V261H200ZM7 263V264H8ZM26 263V262H25ZM28 263V262H27ZM26 263V264H27ZM36 262H34V264H35ZM43 263H45V262H43ZM42 263V264H43ZM49 263H47V264H49ZM1 264H2V262H1ZM30 264V263H29ZM108 264V263H107Z\"/></svg>","mask_w":264,"mask_h":264},{"label":"snow or ice","instance_id":"3","mask_svg":"<svg viewBox=\"0 0 264 264\" xmlns=\"http://www.w3.org/2000/svg\"><path fill=\"white\" fill-rule=\"evenodd\" d=\"M0 64H2V61H0ZM40 81H37V84H39ZM65 102H68L67 99L65 100H60V99H57L56 103L57 104H62V103H65ZM0 103H2V101H0ZM81 115L82 116H93V115H96V113H94L92 111V109L89 107V108H86L84 109L82 112H81ZM136 119L137 120H142L143 119V114H137L136 116ZM86 122L85 121H80L78 123V127H77V130L76 131H73V132H70V133H62L61 134V139H65L67 141H72V142H75L78 138H79V135H80V132L83 131L85 133H90V129H88L86 126H85ZM102 135H103V129H98V131L96 132L95 135L91 136V139L93 141H97V140H100L102 138ZM120 136V133L119 132H116L114 131L113 132V140L111 141H108V146L111 148L112 144L115 142V138ZM50 143L52 144H56L57 141L56 140H52L50 141ZM7 148V144H6V141L4 138H0V151L2 150H5ZM129 149H130V146H129ZM98 155L100 156V159L99 160H96L95 162L94 159L95 158H92V159H89L88 161H86L87 163L89 164H93V172H96L98 175L99 174H106L107 170L110 169V168H115L117 167V160L118 158L115 157V158H112L110 156H105L103 153H98ZM17 159H20V157L18 155H0V161H16ZM47 163L46 161H40L39 162V166L43 167L44 164ZM3 166L5 167H23L22 165H19V163H11V164H7L5 163ZM65 166L66 167H71V161L70 160H65ZM28 175H32V173L28 174ZM70 182H67L65 181V185H61L59 187H56L54 188L52 191H47V196L49 197H56L58 193H63L65 191V186L66 185H69ZM25 189L24 188H21L19 189V191L17 192V196L21 195L22 193H24ZM34 192L35 193H40L41 192V187H36L34 188ZM15 199V198H14ZM24 201L23 200H20L18 201V203H23ZM209 259H211V257H209Z\"/></svg>","mask_w":264,"mask_h":264}]
</instances>
